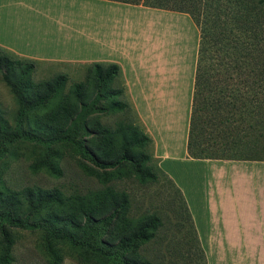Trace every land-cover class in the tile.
Here are the masks:
<instances>
[{"label": "crops", "instance_id": "1", "mask_svg": "<svg viewBox=\"0 0 264 264\" xmlns=\"http://www.w3.org/2000/svg\"><path fill=\"white\" fill-rule=\"evenodd\" d=\"M0 47L40 62L118 65L205 263L264 264V160L188 155L199 47L188 13L117 0H0Z\"/></svg>", "mask_w": 264, "mask_h": 264}, {"label": "rangeland", "instance_id": "2", "mask_svg": "<svg viewBox=\"0 0 264 264\" xmlns=\"http://www.w3.org/2000/svg\"><path fill=\"white\" fill-rule=\"evenodd\" d=\"M246 24L239 34L242 45L247 47L245 50L252 46L249 44L251 30ZM0 57L8 59L7 65L3 64L4 59L0 61L3 66L0 68V190L5 191L0 198L6 200L14 191L26 190L23 197L26 202L39 204V213L23 212L25 216L38 224L49 222L63 229L70 228L67 214L79 193L104 187L117 189L128 198L127 204L120 202L119 218L133 219L135 230L145 223L155 227L154 231L148 229L150 239L147 242L129 250L132 261L150 259L153 264H203L181 193L157 165L152 156V144L141 136L142 129L120 73L115 74L111 63L40 62L17 56L2 47ZM242 61L240 79L245 77L247 65H251L249 58L243 57ZM4 71L18 81L17 91L4 80ZM46 82L48 84H44ZM79 83L86 91L85 109L81 108L84 101L70 93L72 86ZM235 92L240 95L239 110L248 122H253L250 119H256L258 114L256 103L248 99L252 95L251 87L242 81ZM46 95H49L46 102L37 101L38 97ZM56 109H69L72 115L82 112L83 120L99 122L113 131V148L108 151L117 163L104 169L83 157L76 144L53 141L49 128L41 123ZM209 125L212 128L204 137L211 142L215 126ZM239 128L242 130L230 140L234 144L225 155L264 160V136H259L264 126ZM206 152L222 153L214 144ZM30 189L34 194L27 197ZM13 237L16 239L15 264H47L43 255L50 249L61 254L62 264H95L92 260L82 261L86 255L70 241L63 244L42 241L38 228L14 231Z\"/></svg>", "mask_w": 264, "mask_h": 264}, {"label": "trees", "instance_id": "3", "mask_svg": "<svg viewBox=\"0 0 264 264\" xmlns=\"http://www.w3.org/2000/svg\"><path fill=\"white\" fill-rule=\"evenodd\" d=\"M117 1L186 12L199 30L198 57L187 141L188 155L192 158L209 159H258L229 157L225 155V152L234 144L230 140H233L236 133L242 130L239 126L244 129L255 125L264 126V0ZM250 10H253V13ZM246 23L252 37L249 41L252 45L249 46V50H245L247 47L242 45L239 37ZM210 52L212 56H209ZM243 57L249 58L251 65H247L245 77L240 79ZM2 59H4L3 64L7 65L8 59L0 57V61ZM110 65L114 68L116 75L120 73L118 65L114 63ZM1 67L3 66L0 62ZM3 77L6 83L17 91L18 81L15 82L11 74L8 77L5 71ZM242 81L251 87L252 95H249L248 99L257 105L258 116L256 119L254 117L250 119L253 122H248L246 115L239 110L238 96L240 95L235 90ZM72 87L70 93L84 101L86 91L82 84H74ZM48 97L49 95L38 97L37 101L44 103ZM86 105L87 102H81L82 109H85ZM72 113L69 109L64 111L56 109L46 115V121L41 124L49 128L52 140H63L73 146L76 144L77 150L83 157H87L90 163L104 169L117 163L113 160L112 153L108 151L113 148L115 133L99 122L89 123L83 120L82 112L74 113V115ZM245 122L247 124L241 126ZM209 124L215 126L211 142L204 137L206 131L212 128ZM215 131L216 134H214ZM263 134L264 132L261 131L259 136L263 137ZM141 136L152 144L151 138L143 129ZM212 144L222 153L208 154L206 150H209ZM2 191L4 190H0L1 196L5 193ZM25 191H14L13 196L6 200H3V197L0 198V264H15L16 239L13 237V232L30 228L41 229L44 242L63 244L70 241L77 245L81 254L86 255L82 257L84 262L92 260L95 264H153L150 259L132 261L129 256L131 248L137 249L150 239L148 229L154 231L155 227L145 223L135 230V225H132L135 222L133 219L127 216L119 218L120 202L127 204L128 201L123 191L110 187L82 191L74 198L77 201L67 214L70 228L63 229L49 222L48 224L42 221L38 224L26 217L23 212L29 215L39 213V204L26 202L27 200L23 197ZM178 191L181 193L179 189ZM33 194L34 191L30 189L26 196ZM181 197L183 208L191 220L196 235L204 260L203 264H206L204 252L182 193ZM88 255L91 257H87ZM43 256L47 264H62V256L58 251L50 249L45 251Z\"/></svg>", "mask_w": 264, "mask_h": 264}]
</instances>
